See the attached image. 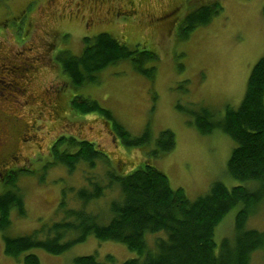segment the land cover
Instances as JSON below:
<instances>
[{"label": "rangeland", "instance_id": "obj_1", "mask_svg": "<svg viewBox=\"0 0 264 264\" xmlns=\"http://www.w3.org/2000/svg\"><path fill=\"white\" fill-rule=\"evenodd\" d=\"M212 2L219 3L221 12L207 25L187 32V15ZM263 6L264 0H0V99L8 98L13 114H22L19 121L31 126L24 139L35 136L31 145H19L17 156L22 157L19 164L23 170L9 178H14L13 185L0 180V194L17 189L25 206L23 217L12 209L10 225L0 231V264H23V256L29 253L41 264H72L74 258L88 255L101 262L110 255L111 264L141 258L122 243L99 241L91 235L60 255L38 248L17 258L4 254L3 235H28L43 224L60 220L62 200L66 208L84 207L97 214L101 224L111 217L109 203L118 198L117 187L86 205L76 197V190L89 188L95 175L103 180L109 167L97 162L91 169L80 163L70 174L63 165L51 164L50 147L61 136L96 144L120 176L146 160L165 175L172 189H182L189 200L204 195L214 182L227 188L239 185L227 173L235 142L217 129L200 134L191 123L200 108L221 118L228 108L236 109L241 103L251 69L264 56ZM99 33L109 34L128 48L138 46L153 52V78L138 73L125 61L106 67L94 83L71 86L60 60L66 52L80 55L82 39ZM28 48L33 52L28 53ZM23 54L40 60L27 86L28 91L38 93L39 102L32 103L29 111L26 96L21 97L8 81L13 73H5L6 64H1L11 58V65L17 66L14 60L22 59ZM51 85L58 92L52 91ZM73 97L97 102L131 136L139 137L148 130L149 141L138 148L123 146L98 113L78 115L71 110ZM17 104L23 105L21 109ZM54 104L57 109L51 108ZM163 130L174 134L175 147L154 158L151 153ZM238 209L233 207L216 228V250L223 237L231 236ZM246 227L264 232V202ZM157 238H165V233L146 235L149 250L154 249ZM251 264H264V253L254 254Z\"/></svg>", "mask_w": 264, "mask_h": 264}, {"label": "trees", "instance_id": "obj_2", "mask_svg": "<svg viewBox=\"0 0 264 264\" xmlns=\"http://www.w3.org/2000/svg\"><path fill=\"white\" fill-rule=\"evenodd\" d=\"M221 10L218 2L197 8L186 17V31L207 25ZM262 14L264 16V6ZM82 43L80 55L66 52L60 60L62 72L74 88L96 82L97 74L106 67L125 61L149 79L155 74L156 55L147 49L128 48L106 33L84 37ZM70 108L78 115L98 113L105 123L109 122L113 136L125 147L138 148L150 139L148 130L139 137L131 136L110 111L100 108L95 101L73 97ZM191 124L200 134L217 129L235 142L227 161V173L239 181V185L227 188L221 182H214L204 195L189 200L182 189H172L165 175L148 161L120 176L96 144L61 136L50 147L51 164L63 165L70 174L80 163L91 169L97 162L109 167L103 180L95 175L89 188L76 190V197L86 205L104 197L106 190L117 187L118 198L109 203L111 217L106 224H101L97 214L87 212L84 207L66 208L62 200L60 220L43 224L28 235L13 238L3 235L4 254L17 258L38 248L60 255L91 235L99 241L122 243L141 257L121 264H251L254 254L264 253V232L246 227L249 217L264 202V56L252 67L244 97L236 109L228 108L223 117L216 118L213 112L200 108ZM60 146L64 148L60 150ZM174 147V134L163 130L151 154L156 158ZM14 181L13 178L8 183L13 185ZM235 206L239 209L234 216L232 234L223 237L216 250L215 230ZM12 209L19 217L25 215L23 195L17 189L0 194V231L10 225ZM158 232H164L165 238H157L154 249L149 250L146 235ZM105 260L101 262L88 255L74 258L72 264H111L114 261L110 255ZM22 262L41 264L37 256L30 253L23 256Z\"/></svg>", "mask_w": 264, "mask_h": 264}, {"label": "flooded vegetation", "instance_id": "obj_3", "mask_svg": "<svg viewBox=\"0 0 264 264\" xmlns=\"http://www.w3.org/2000/svg\"><path fill=\"white\" fill-rule=\"evenodd\" d=\"M31 50L33 52L32 48H28V53H30ZM17 54L18 53L14 55L16 56ZM21 57L22 59L20 58L18 60H14L17 62V66L11 65L13 62V59L11 58V62L8 59H4L1 64H6V68H3L5 73L8 75L13 73V78L9 79L8 81L10 85H14L15 89L19 90L21 97L26 96V111H29L32 103L39 102L38 93L34 91H28L27 86L30 76L36 70L37 64L40 63V60L36 55L29 56L23 54ZM56 86L57 89L63 91L59 84ZM50 89L52 91L58 92L54 89L53 85L50 86ZM49 93L51 95L54 94L51 91H49ZM5 103L8 107L4 106ZM10 106L11 107H9L8 98H3V100L0 99V180L3 182V184L9 181L11 176L19 174L23 170V167L19 164V161H21L20 159H22V157L20 156L21 158H19L17 156L20 153L19 145H31L32 142L35 141L34 135L31 140L28 138L24 139L25 134L31 131V126L27 125L23 121H19L20 116L23 115L21 114L20 116H16L13 114L14 111L10 109L14 110V107L12 105ZM22 106L23 105L20 104L18 105V108L21 109ZM56 106L57 105L54 104L51 106V108L57 109Z\"/></svg>", "mask_w": 264, "mask_h": 264}]
</instances>
